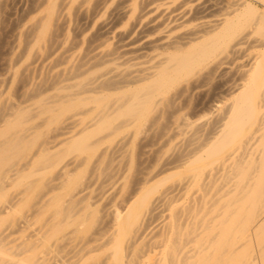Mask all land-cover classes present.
Masks as SVG:
<instances>
[{
    "label": "bare ground",
    "instance_id": "bare-ground-1",
    "mask_svg": "<svg viewBox=\"0 0 264 264\" xmlns=\"http://www.w3.org/2000/svg\"><path fill=\"white\" fill-rule=\"evenodd\" d=\"M0 264H264V0H0Z\"/></svg>",
    "mask_w": 264,
    "mask_h": 264
},
{
    "label": "rangeland",
    "instance_id": "rangeland-1",
    "mask_svg": "<svg viewBox=\"0 0 264 264\" xmlns=\"http://www.w3.org/2000/svg\"><path fill=\"white\" fill-rule=\"evenodd\" d=\"M259 7H263L262 3L256 2Z\"/></svg>",
    "mask_w": 264,
    "mask_h": 264
}]
</instances>
